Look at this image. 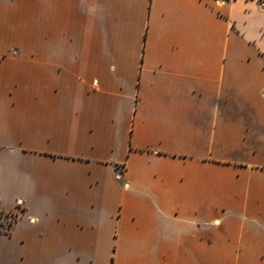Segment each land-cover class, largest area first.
Instances as JSON below:
<instances>
[{
  "label": "crops",
  "instance_id": "obj_1",
  "mask_svg": "<svg viewBox=\"0 0 264 264\" xmlns=\"http://www.w3.org/2000/svg\"><path fill=\"white\" fill-rule=\"evenodd\" d=\"M0 264H264V0H0Z\"/></svg>",
  "mask_w": 264,
  "mask_h": 264
}]
</instances>
